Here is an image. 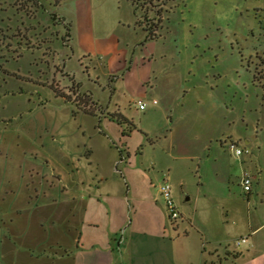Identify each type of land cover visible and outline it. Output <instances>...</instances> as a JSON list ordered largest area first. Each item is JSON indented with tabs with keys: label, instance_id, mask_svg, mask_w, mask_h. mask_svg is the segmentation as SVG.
<instances>
[{
	"label": "rangeland",
	"instance_id": "rangeland-1",
	"mask_svg": "<svg viewBox=\"0 0 264 264\" xmlns=\"http://www.w3.org/2000/svg\"><path fill=\"white\" fill-rule=\"evenodd\" d=\"M183 1L0 0V264H19L54 233L48 210L33 211L31 181L38 173L50 181L52 168L66 175L59 155L81 135L80 109L63 98L73 85L103 108L117 102L145 128L173 129L167 143L181 158L164 162L163 178L173 195L183 180L173 198L181 216L186 197L188 209L217 213L229 225L230 248L244 238L247 214L257 208L264 216V147L260 166L257 151H247L246 173L254 179L262 171L248 204L238 170L243 157L204 137L213 120L198 105L202 90L193 78L218 60L227 63L231 48L264 41V0H185L149 39L145 27L155 10ZM148 99L157 105L140 111L138 101Z\"/></svg>",
	"mask_w": 264,
	"mask_h": 264
},
{
	"label": "crops",
	"instance_id": "crops-1",
	"mask_svg": "<svg viewBox=\"0 0 264 264\" xmlns=\"http://www.w3.org/2000/svg\"><path fill=\"white\" fill-rule=\"evenodd\" d=\"M184 1L169 9L164 2L149 29L157 36L173 8ZM193 76L202 90L198 105L213 120L204 136L208 143L226 147L235 142L250 155L257 151L259 163L264 147V41L231 48L227 63L218 60ZM63 98L80 109L81 135L59 155L65 176L52 168L50 181L39 173L31 181L33 211L48 210L45 219L54 233L45 240L48 250L43 245L19 264H264V216L257 208L242 226L246 241L232 248L229 225L217 213L188 209V197L180 204L182 223L169 220L159 188L165 181L164 162L181 158L174 143H167L173 129L145 128L141 120L136 124L117 102L103 108L92 96L88 103L69 94ZM153 100L147 102L152 105ZM249 154L239 156L240 178L252 161ZM254 177L251 191L244 192L248 204L257 196L262 171ZM178 187L183 189V180L174 183V199ZM222 210L229 219L230 212Z\"/></svg>",
	"mask_w": 264,
	"mask_h": 264
},
{
	"label": "built area",
	"instance_id": "built-area-1",
	"mask_svg": "<svg viewBox=\"0 0 264 264\" xmlns=\"http://www.w3.org/2000/svg\"><path fill=\"white\" fill-rule=\"evenodd\" d=\"M148 104L149 103L147 101L140 100L137 103V107L140 111H144L147 108ZM151 104L156 105V101H151ZM226 146L229 151L233 152L238 157L242 156L244 153H247V151L240 148L235 142L229 141L227 142ZM252 181L253 177L250 176L248 173L244 172L241 175L240 186L242 187L243 192L249 193L251 191ZM159 190L160 195L164 201L169 220L172 222H176L181 217V215L171 195V187L166 180L161 183ZM245 241V238H242L240 241L236 242V245L239 246Z\"/></svg>",
	"mask_w": 264,
	"mask_h": 264
},
{
	"label": "trees",
	"instance_id": "trees-1",
	"mask_svg": "<svg viewBox=\"0 0 264 264\" xmlns=\"http://www.w3.org/2000/svg\"><path fill=\"white\" fill-rule=\"evenodd\" d=\"M152 23V22H151ZM150 24V23H149ZM154 26L156 27V25L154 24ZM148 28H146V31L148 32V38L149 39H154L156 38L157 36L152 32L151 29H149L150 25L147 26ZM78 89L75 85H73L72 89H71V92H72V95L71 96H75V100L79 101V100H82L84 101L85 103H88L90 101H92V98L91 96L89 95H80L79 93H77ZM68 100V99H67ZM121 124V123H120Z\"/></svg>",
	"mask_w": 264,
	"mask_h": 264
}]
</instances>
